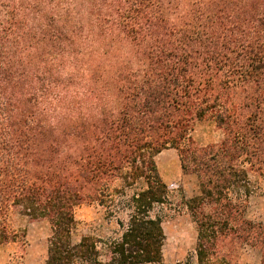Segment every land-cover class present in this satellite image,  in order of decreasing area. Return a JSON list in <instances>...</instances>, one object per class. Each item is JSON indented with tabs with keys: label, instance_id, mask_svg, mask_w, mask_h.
<instances>
[{
	"label": "trees",
	"instance_id": "16d2710c",
	"mask_svg": "<svg viewBox=\"0 0 264 264\" xmlns=\"http://www.w3.org/2000/svg\"><path fill=\"white\" fill-rule=\"evenodd\" d=\"M200 120L213 142L194 139ZM167 147L198 178L183 200L198 264L228 244L264 264V221L246 216L264 173V0H0V245L24 240L20 215L49 220L46 264H174L154 213ZM85 202L117 206L119 232L74 243Z\"/></svg>",
	"mask_w": 264,
	"mask_h": 264
},
{
	"label": "rangeland",
	"instance_id": "374dc122",
	"mask_svg": "<svg viewBox=\"0 0 264 264\" xmlns=\"http://www.w3.org/2000/svg\"><path fill=\"white\" fill-rule=\"evenodd\" d=\"M197 144L213 142L219 132L211 120L198 122L192 129ZM158 169L169 186L168 204L158 206L154 213L163 217L166 235L163 254L166 262L198 264L195 253L197 242V225L183 200L199 194L198 178L195 174L184 173L180 166L179 152L174 147H167L155 156ZM255 192L250 197L246 216L253 221H264V173L251 172ZM97 203L85 202L75 207L77 228L72 235L74 243L80 242L83 236L108 237L116 235L120 228L115 217L109 212L116 209ZM118 210V209H117ZM118 217L126 220L127 214L120 212ZM15 229L23 228V241H12L0 245V264H46L48 257V239L52 226L48 219H30L20 215L12 217ZM74 264H83L76 262ZM155 264V263H151ZM207 264H261V252L248 244H229L222 256H214Z\"/></svg>",
	"mask_w": 264,
	"mask_h": 264
},
{
	"label": "crops",
	"instance_id": "0c3cea01",
	"mask_svg": "<svg viewBox=\"0 0 264 264\" xmlns=\"http://www.w3.org/2000/svg\"><path fill=\"white\" fill-rule=\"evenodd\" d=\"M201 121L204 122V121H207V120H200V121L195 122V124H194V128H195L196 124H197L198 122H201ZM193 137H194V138H197V137L194 136V135H193ZM206 144H208V143H206ZM202 145H204V144H202Z\"/></svg>",
	"mask_w": 264,
	"mask_h": 264
}]
</instances>
